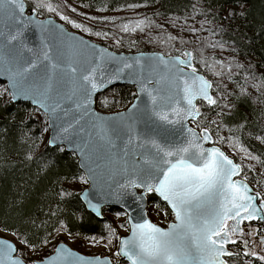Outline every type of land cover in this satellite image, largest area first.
Returning <instances> with one entry per match:
<instances>
[{"label":"snow or ice","instance_id":"obj_1","mask_svg":"<svg viewBox=\"0 0 264 264\" xmlns=\"http://www.w3.org/2000/svg\"><path fill=\"white\" fill-rule=\"evenodd\" d=\"M26 7L25 0H0V65L10 78L13 89L10 95L13 100H30L38 106L37 110L43 109L45 115L53 119H61L60 113L67 116L69 113L63 106L64 102L73 101L80 113L74 124L80 125L83 135L73 136L70 129L74 128V124L63 127L61 123L51 143H56L63 136L79 151L87 174L73 179L92 180L94 188L100 189L104 199L107 197L104 196L103 186L97 183L96 169L100 165L96 164V160L100 159L103 150L109 156V164L115 161V166L106 172L105 184L108 189L115 184L112 195L118 203L130 211L138 209L136 217L129 216L132 234L122 239V249L117 255L126 256L131 264H228L223 257L238 253L228 252L224 246L235 232L243 233V221H264V206L257 205L259 194H250L252 189L248 184L232 179L242 171V166L221 148H206L203 144L213 140L211 126L219 134L227 125H221L215 119L208 121L197 98L212 108H218L216 115L223 116L222 101L225 97L220 89L221 86L227 88V85H223L222 81L217 84L201 75L194 64L195 55L186 51L182 57L164 59L158 56V65H164L165 72L150 87L151 80L142 74L143 61L137 58L141 74L134 82L138 84L143 98L138 96L127 112L117 113L111 118L99 117L91 110L92 95L106 83L121 79L120 72L113 74L107 82L97 81L96 69L85 66L75 58L74 53L59 50L51 55L53 49L44 35L49 29L44 22L35 20L31 15L26 16ZM34 7L37 12L42 8L55 10L51 3L44 0H37ZM30 24H35L40 30L39 47H29L26 42L25 33ZM101 59L104 57L101 56ZM121 64L123 68L132 66L123 60ZM204 66L217 76L224 75L206 61ZM228 67L230 69L231 65ZM228 78L232 79L231 75ZM256 87L259 88L260 84ZM213 90L217 95L212 94ZM241 92L246 93L247 90L241 88ZM89 115L95 118L90 121L95 135L81 124ZM197 118L211 125L202 128L203 135L186 123ZM244 127L241 124L238 130L242 131ZM232 131L229 128V132ZM257 138L264 141V136ZM219 139H227L239 145L245 155L258 161L261 159L248 151L240 142L239 135L220 136ZM137 189L143 191L138 192ZM149 193L159 194L174 211L176 222L168 229L145 218ZM128 195L135 198L137 209H132L127 203ZM95 199V194L91 197L85 195L88 207L99 212L100 204L95 203ZM229 220L233 221L232 225L228 224ZM248 243L244 241L245 247ZM0 244L4 245L0 249V264H23L12 256L15 245L6 240L0 241ZM58 253L62 254L61 250ZM251 255L264 261V255L258 252L251 251ZM56 259L53 257L44 264H54ZM62 264H79V261L64 259ZM87 264L100 262L88 261Z\"/></svg>","mask_w":264,"mask_h":264},{"label":"trees","instance_id":"obj_2","mask_svg":"<svg viewBox=\"0 0 264 264\" xmlns=\"http://www.w3.org/2000/svg\"><path fill=\"white\" fill-rule=\"evenodd\" d=\"M25 1L29 12L55 17L69 29L116 51L192 52L200 72L227 85L220 89L225 97L223 116L216 115L218 108L198 102L208 121L215 119L227 127L217 134L214 126L200 118L198 125L213 127L215 143L225 150L241 149L219 137L239 135L248 151L261 158L249 156L255 166L249 168L245 163L243 174L264 195V141L257 138L264 136V0H44L55 10L42 8L39 12L34 7L37 0ZM204 61L224 75L205 68ZM241 88L247 92L242 93ZM110 91L114 99L100 104L110 112L127 107L136 97L135 87L128 84ZM213 95H217L215 90ZM37 109L27 102H13L0 81V228L21 241L20 253L42 247L59 231L71 236L110 237L114 233L111 219H100L88 211L80 191L74 188L76 182H84L73 179L84 176L77 156L63 146H49L47 117ZM241 124L245 125L242 131L238 130ZM148 205H159L168 214L166 204L155 193L148 194ZM106 211L124 213L111 207L104 208ZM122 225L128 229L127 221ZM256 225L263 233V222ZM243 252L242 246L234 248L238 255L229 256L228 264H264L259 256ZM110 256L119 264H130L113 253Z\"/></svg>","mask_w":264,"mask_h":264},{"label":"water","instance_id":"obj_3","mask_svg":"<svg viewBox=\"0 0 264 264\" xmlns=\"http://www.w3.org/2000/svg\"><path fill=\"white\" fill-rule=\"evenodd\" d=\"M26 5L27 2L25 1ZM25 15H31L34 17L35 20L42 21L44 22V26L49 29V31L45 32V38L47 39L48 44L52 47L53 52L51 55H55L57 51L63 50L65 52H72L75 54V58L80 60L81 62L84 63L85 66L87 67H94L96 69V79L97 81H104L107 82L108 79L115 74L117 71L120 72L121 79L118 80H112L110 83H106V86L103 88L98 89L95 91L92 95V104H91V110L92 112L96 113L97 116L99 117H104V118H111L117 113H124L127 112L134 103H136V98L139 96L143 98V94L139 92V87L138 84L135 83L134 81L136 80L137 76L141 74V66L136 62L137 58H140L143 61V75L145 77H148L151 80V83L149 86H153L156 81L159 79V75H163L165 72V67L162 64L158 65L157 57L158 56H163L164 59H169L171 57H177L181 55H165L162 52L159 51H140V52H121V51H115L110 49L109 47L98 43L87 36L80 34L78 32H75L71 29H69L65 24L62 22L58 21L54 17H45L41 18L38 15H36L35 12H29L28 6L26 7L25 10ZM51 21V23H48ZM26 36V42L29 44V47H39L40 46V30L35 24H30L28 27V30L25 33ZM190 52L189 50H185V52ZM184 52V53H185ZM26 55H30L26 53ZM101 56L104 57V59H101ZM182 57V56H181ZM124 61L128 64H131L132 66L130 68H123L121 61ZM158 65V66H157ZM201 75H204L200 73ZM205 76V75H204ZM0 81L4 82L9 94L12 92V86L10 83V78L9 76L4 72V68L2 65H0ZM132 85L135 87L136 90V97L132 101V103L129 105L128 108L118 111V112H113V113H106L103 112L96 107V98L99 94L107 91L110 88H113L117 85ZM213 94V93H212ZM11 97V95H10ZM11 100L13 102H27L31 104L32 106L38 108L37 105L33 104L30 100L24 99V98H17L16 100H13L11 97ZM201 100L200 98H197V103L198 101ZM203 101V100H201ZM205 102V101H204ZM206 103V102H205ZM64 108L68 110V115L63 116L62 113H60L61 119H53L50 116L47 117L48 121V129H49V137H48V144L51 147H56V146H63L66 151L68 152H73L78 159V165L81 171L84 173L86 176L87 170L85 167L82 166V159L79 155V151L77 149H74L69 141L67 139H64L63 136H61L59 139H57L56 143H51L56 136L57 133L59 132V126L61 123L63 124V127H67L68 124H74V121L79 118V111L75 108V105L72 100H66L64 102ZM44 113L43 109H40ZM45 114V113H44ZM95 118L92 117L91 115L87 116L84 118V120L81 121V124L84 125L86 128H88L90 131H93V135H95V131L91 129L90 127V121L94 120ZM198 119V118H197ZM196 119V120H197ZM196 120H190L187 121L189 127L195 128L194 126L191 125L192 121ZM197 129V128H195ZM201 135H203L202 130H198ZM70 132L72 133L73 136L75 135H83V133L80 132V125H75L74 128L70 129ZM213 140H208L204 141V147L206 148H211V147H219L217 145L211 144ZM221 148V147H219ZM222 151H224L221 148ZM225 152V151H224ZM226 153V152H225ZM227 154V153H226ZM228 155V154H227ZM230 157V156H229ZM235 163L240 164L236 162L232 157H230ZM109 161V156L102 150L100 152V159L96 160V164L100 165L99 168L96 169L97 172V183L103 186L104 189V196L107 197V199H104L100 195V189L94 188L93 186V181L88 180V186L85 187L81 192H80V199L82 200L83 204L85 205L86 209L90 211L91 213L94 214V216L98 218H103V209L107 207L111 208H118L124 212L127 213V221L129 224V232L126 235H123L119 239V246H118V252L121 251L122 249V239L126 237H130L132 234V227L131 223L129 222V216L136 217L138 213L137 209V202H135V198L131 195L126 196V201L127 203L131 206L132 209H137V211H130L129 208H125L124 205L118 203L115 199V197L112 195V192L115 190V184H113L112 189H108L107 185L105 184V181L107 179L106 177V172L109 168L115 166V161H113L112 164L108 163ZM241 165V164H240ZM242 166V165H241ZM95 168V165H93ZM243 170V167H242ZM242 171L238 172L236 176H234L232 179L233 180H239L242 181L252 189L251 193L252 195H256L257 193L259 196L257 197V205L258 206H264V201L261 200V194L257 191L254 190V188L247 182L245 179L238 178L239 175H241ZM237 177V178H236ZM138 192L143 191V189H137ZM88 196H93L94 194L96 195V199L94 200L95 203L100 204V210L97 212L96 210L89 208L88 204L85 200V195ZM156 194V193H155ZM163 202H165L169 209L173 212L174 214V220L171 221L167 227H163L151 220L148 214V197L146 198V212H145V218L151 220L152 223L156 224L157 226L168 229L174 222H176V217L175 213L172 210L170 204H168L166 201L163 200L162 197L159 196V194H156ZM243 215V213H241ZM249 221V220H247ZM250 221H258L256 219L250 220ZM133 222H136L135 220ZM8 241L11 244L15 245V250L12 252V256L23 261V264H27L24 262V260L16 255L17 252V247L16 244L13 243L11 240L0 237V241ZM232 240H229V243H231ZM4 247L3 244H0V249ZM228 252H232V250L228 247V245L224 246ZM58 250H61L62 254L58 253ZM122 259L126 260L131 264L129 259L124 256V255H119ZM53 257H56V261L54 264H62V261L64 259H67L69 261H79V264H87L88 261H99L100 264H118L114 263L112 259L109 256H100V255H85L83 253H80L77 250L72 249L67 243L61 242L59 243L55 251L50 254L49 256L45 257L44 259L40 261H36L35 264H44V262L52 260ZM227 255L223 257L224 259L227 260Z\"/></svg>","mask_w":264,"mask_h":264},{"label":"rangeland","instance_id":"obj_4","mask_svg":"<svg viewBox=\"0 0 264 264\" xmlns=\"http://www.w3.org/2000/svg\"><path fill=\"white\" fill-rule=\"evenodd\" d=\"M36 15H38V14L36 13ZM98 97H99V103L96 102L97 108H99L103 112L110 113V111L104 110L100 105L101 103L104 105H107L108 102L111 101V99H114V96L111 93L110 89L101 93ZM127 107L121 108L117 111L124 110ZM191 124L195 128H197L198 130H201L203 128L200 125H198L197 121H192ZM213 144H215L214 143V137H213ZM225 151L229 156L233 157L234 159H235V157L239 158L240 160H238V161L236 159L235 160L237 162H239L240 164H242L243 166H245V163L248 164V167H249V165H251L252 167L255 166V163L250 161L249 156L245 155L243 151L234 150V149H231V150L226 149ZM242 157H243V159H242ZM252 167H249V168H252ZM253 173L255 174V172H253ZM241 177L244 179H247L244 174H242ZM249 182L257 191H260V189L258 188V185H256L255 183H253L251 181H249ZM87 186H88L87 182H82V183L76 182L74 185V188H77L79 191H81L82 189H84ZM148 212H149V216H150L151 220L153 222L163 226V227H167L168 224L171 221H173V214H171L170 212L168 214H166V211L159 210L157 207H155V205H150L148 207ZM104 216H107L113 222L114 233H112L110 237L96 238V237H85L82 235L71 236L64 231L63 232L59 231L55 235V237H53L50 240V242L44 244L42 247H39L36 249L28 248V250L23 252V253H20L19 250L24 245L11 232L2 230L0 228V237L9 239L13 243H15L16 247H17L16 254L19 257H21L24 260V262L27 264H35L36 261H40L43 258L49 256L50 254H52L54 252L56 246L61 242L67 243L72 249L77 250L80 253H83L85 255H91V256L100 255V256L111 257L110 254L113 253L117 257H119V255H117L119 239L121 236L126 235L128 233V229H126L122 225L123 222L127 221V216L126 215H118L117 213L110 212V211H106L104 213ZM249 227L251 230H253V229L260 230L256 224H252ZM261 235H263V233L260 230L258 233V236H261ZM242 255H246V253L243 252ZM112 260L114 261L113 258H112Z\"/></svg>","mask_w":264,"mask_h":264},{"label":"flooded vegetation","instance_id":"obj_5","mask_svg":"<svg viewBox=\"0 0 264 264\" xmlns=\"http://www.w3.org/2000/svg\"><path fill=\"white\" fill-rule=\"evenodd\" d=\"M229 225L233 224V221H228ZM247 222L244 221L242 223L243 229L247 226ZM235 243H233L234 248H238V246H242L243 250L247 253L251 251L258 252L260 255H264V222H263V242L259 239V236L256 231H248L244 230L243 233L235 232L231 237ZM249 241L247 247H245L244 241ZM264 262V261H263Z\"/></svg>","mask_w":264,"mask_h":264}]
</instances>
